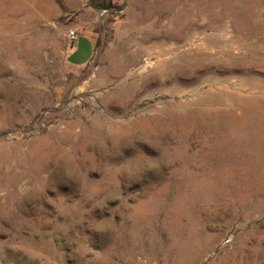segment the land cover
Wrapping results in <instances>:
<instances>
[{"label": "rangeland", "instance_id": "374dc122", "mask_svg": "<svg viewBox=\"0 0 264 264\" xmlns=\"http://www.w3.org/2000/svg\"><path fill=\"white\" fill-rule=\"evenodd\" d=\"M0 264H264V0H0Z\"/></svg>", "mask_w": 264, "mask_h": 264}, {"label": "crops", "instance_id": "0c3cea01", "mask_svg": "<svg viewBox=\"0 0 264 264\" xmlns=\"http://www.w3.org/2000/svg\"><path fill=\"white\" fill-rule=\"evenodd\" d=\"M85 36L88 40V42L90 43V46L92 47V54L90 56H86V57H75L77 55V51L80 49V45H81V38ZM95 49H96V40L95 37L87 32H78V36L77 38L71 42L67 47L66 50V59L67 62L74 66V67H84L86 65H88L90 63V61L92 60L94 53H95ZM75 57L76 59H78L77 61L74 60ZM73 59V60H72ZM70 60H72L73 63L70 62Z\"/></svg>", "mask_w": 264, "mask_h": 264}, {"label": "built area", "instance_id": "2783aa9c", "mask_svg": "<svg viewBox=\"0 0 264 264\" xmlns=\"http://www.w3.org/2000/svg\"><path fill=\"white\" fill-rule=\"evenodd\" d=\"M69 36H70L71 42H73L77 38L78 33L75 30H71L69 33Z\"/></svg>", "mask_w": 264, "mask_h": 264}, {"label": "bare ground", "instance_id": "6f19581e", "mask_svg": "<svg viewBox=\"0 0 264 264\" xmlns=\"http://www.w3.org/2000/svg\"><path fill=\"white\" fill-rule=\"evenodd\" d=\"M176 18H177V19H176V23H180L181 20H182V19L180 20L181 17L178 18V16H177Z\"/></svg>", "mask_w": 264, "mask_h": 264}, {"label": "trees", "instance_id": "16d2710c", "mask_svg": "<svg viewBox=\"0 0 264 264\" xmlns=\"http://www.w3.org/2000/svg\"><path fill=\"white\" fill-rule=\"evenodd\" d=\"M61 6H62V8L64 9V11L67 10L66 7H65L63 4H61Z\"/></svg>", "mask_w": 264, "mask_h": 264}]
</instances>
